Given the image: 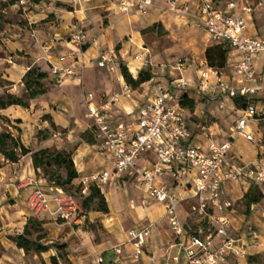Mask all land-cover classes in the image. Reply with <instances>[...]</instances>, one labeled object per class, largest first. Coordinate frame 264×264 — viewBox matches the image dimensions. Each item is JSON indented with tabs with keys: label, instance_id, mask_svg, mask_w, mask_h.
Here are the masks:
<instances>
[{
	"label": "crops",
	"instance_id": "1",
	"mask_svg": "<svg viewBox=\"0 0 264 264\" xmlns=\"http://www.w3.org/2000/svg\"><path fill=\"white\" fill-rule=\"evenodd\" d=\"M20 1L26 4L22 6L24 14L21 18L30 22L32 39L23 38L21 30L14 33L15 36H20L19 38L8 40V50L21 54L9 58L15 59L16 63L0 57V65H5L1 66L5 79L9 82V86L1 90L2 95L23 97L26 93L23 79L33 67L50 72L48 61L57 62L70 51L69 40L76 25H81L88 36L84 72L67 80L62 87L61 95L51 101L48 93L32 101L28 118L16 116L21 113L19 109L22 108L19 107L0 111L9 119L23 121L19 126L21 133L17 130L16 135L13 133L14 130L10 129L14 137H21L25 145L31 147L33 151L49 147L48 144L37 140L36 132L38 129H50L51 123L60 130H69V135L65 144L59 134L55 135L50 145H56L58 149L71 150L76 132L87 131L84 128L85 121L88 123V130L93 126V122L88 118L85 96L93 94L95 96L93 104L105 107L116 94L123 93L127 83L122 66L135 79H138L141 73L149 72L152 75L151 81L136 90L130 89L131 98L122 97L114 107H107L108 113L114 115L115 112H119L120 117L129 122L136 119L139 108L155 96L159 84H168L181 78L197 84L201 71L210 68L206 57L207 50L218 44L212 40L198 20L201 0L195 2L181 0L190 8L187 15L172 11L167 0H157L146 17L138 12L120 13L111 0H91L77 5L73 4L72 0H40L38 3L31 0ZM229 4L230 0H214V5L219 10H224ZM9 7L14 8L15 5L9 3ZM244 9L247 10L246 21L249 24L247 34L264 38L261 36L264 29L258 30L254 26L252 9L249 7ZM143 49L149 52L147 57L153 66L151 69H144L134 60ZM104 51L114 54L118 65L117 72L109 73L99 67ZM262 56L264 54L254 64L255 71L261 79L258 68ZM238 60V53L230 51L228 65L221 69L229 81L234 79L232 69ZM179 64L184 66L181 71L178 69ZM214 81V73L211 71L210 83ZM183 95L182 92H176L169 105L174 108L181 107L180 98ZM188 97L196 102L195 108H181L188 121L194 143L202 148L207 147L206 140L199 134V125L205 121L217 141L235 140L236 122L240 116L236 102L226 96L217 100L204 98L196 88L189 90ZM54 104L59 105L64 112L56 111ZM221 105L224 106L223 109L220 108ZM46 116L48 119L43 120ZM250 130L257 138L264 140V124H252ZM80 140L82 142L72 151L81 181L113 168L111 157L104 151L100 142L91 145L83 139ZM259 152V149L244 139L235 141V153L241 163L254 161ZM1 160L0 245L3 252L0 264H51V258L57 256V250L52 247L56 244L67 246V258L71 264H97L99 259L103 260V264H152L153 256L161 264H165L169 254L177 255L176 249L169 251L175 243V236L165 219L163 205L151 200L147 191L136 185L132 173H127L123 177L112 175L109 182L101 188L109 209L107 214L95 211L84 218L77 217L70 222H63L58 219L56 205L52 203L50 210L38 217L44 223L47 232V238L42 244L51 246V250L40 255L26 254L17 248L10 236L15 231L22 233L28 221L36 217L29 207V199L35 191L32 183H38L44 188L45 181L40 171L34 168L32 154L21 158L18 163L6 162L3 158ZM156 162V154L148 153L139 164L145 169H151ZM189 181V177L180 179L178 183L170 177L163 179L164 183L184 199L179 207L180 218L184 223L193 221L192 210L198 204L193 197ZM251 188L237 183L228 184L226 187L228 197L235 204L234 210L230 212L233 223L232 235L239 240L238 246L245 254V257L240 259L231 258L230 264H236L237 261L241 264H264V245H256L249 232V226L260 227L258 232L264 241V209H261L258 203L253 204L249 207L252 217L248 218L237 208ZM48 191L52 198L55 192H52L51 188ZM260 192L264 195L263 187H260ZM150 225H153L151 237L147 241L143 255L137 260L135 250L129 243L128 233ZM167 251L170 253L167 254ZM181 264H184V261Z\"/></svg>",
	"mask_w": 264,
	"mask_h": 264
},
{
	"label": "built area",
	"instance_id": "2",
	"mask_svg": "<svg viewBox=\"0 0 264 264\" xmlns=\"http://www.w3.org/2000/svg\"><path fill=\"white\" fill-rule=\"evenodd\" d=\"M91 0H72L77 5ZM157 0H111L115 8L123 14L138 12L146 17ZM175 13L187 15L190 8L181 0H167ZM230 0V4L219 10L214 0H201L198 20L204 26L212 40L227 46L230 51L238 53L239 60L233 66L234 79L229 81L222 71L215 68L202 70L197 84L184 78L168 84H159L156 94L139 108V115L129 122L123 120L119 112L111 115L107 107L112 108L122 97L131 98V87L127 84L124 92L116 94L105 107L93 104L95 96L87 94L85 103L88 118L93 122L96 140L102 144L104 151L110 155L113 168L93 175L82 181L85 188L95 185L105 186L112 175L119 177L132 173L139 188L147 191L148 197L163 205L165 219L175 236V243L170 250L176 249L177 255L169 256L165 264H230V259L243 258L245 254L239 248L232 235L233 223L230 212L235 204L228 197L226 187L237 183L245 186L264 188V140L257 138L250 130L252 124H264V83L256 73L255 61L264 54V38L247 34L246 14L238 12V2ZM25 6V2L21 1ZM87 34L81 25H76L69 44L71 49L61 56L57 62L49 60L50 81L54 86L62 88L67 80L82 75L86 64ZM149 52L143 49L134 60L144 69H151ZM99 67L109 73H115L118 65L110 51H104ZM183 64L178 69L183 70ZM215 81L210 83V72ZM196 88L204 98L217 100L222 96L236 102L239 118L235 127V140L217 141L208 123L199 125V134L206 140L207 147L202 148L194 143L184 111L181 107L169 105L176 92L184 95ZM238 103L245 107L239 108ZM224 108L223 105L220 106ZM244 139L260 150L258 157L248 163H241L235 153V141ZM155 153L157 162L151 169L139 164L143 156ZM170 177L176 183L189 177V185L193 197L198 201L192 210L193 221L182 222L179 207L184 199L172 187L163 182ZM35 191L29 199V207L36 217L50 210L52 203L56 205L57 217L60 221L70 222L83 213L79 201L64 189L51 187L55 195L51 198L40 184L32 183ZM146 204V202H145ZM153 225L128 233L129 243L135 250V258L139 260L144 253L148 239L151 237ZM249 232L258 246H263L261 234L249 226ZM97 264H103L99 259ZM152 264H161L153 256ZM236 264H241L239 261Z\"/></svg>",
	"mask_w": 264,
	"mask_h": 264
},
{
	"label": "trees",
	"instance_id": "3",
	"mask_svg": "<svg viewBox=\"0 0 264 264\" xmlns=\"http://www.w3.org/2000/svg\"><path fill=\"white\" fill-rule=\"evenodd\" d=\"M15 2L16 0H13L11 5H14ZM33 2L38 3L40 0H33ZM229 52V48L222 44H216L210 47L206 53L208 65L211 68L219 70L225 69L228 65ZM122 71L126 83L134 90L152 80V75L149 72L141 73L139 78L135 79L124 66H122ZM47 79H50V72L42 71L37 67L31 68L25 75L23 83L25 85L26 93L24 95L25 97L27 96L30 102L48 94L49 91L44 84ZM195 105L196 102L190 99L187 94L180 98V106L184 109H194ZM237 106L239 108L245 107L244 104H240L238 102ZM10 107H19L27 110L30 108V104L24 100V96L18 97L16 95L8 94L6 100L3 98L0 99V110H6ZM46 119H48L47 116ZM17 123L21 125L23 121L18 119ZM51 128L56 131L57 127L54 123H51ZM18 131L21 133V128H18ZM48 133L41 141L36 134L37 140L41 143L49 140L50 138ZM55 135H57V133H54V136ZM82 139L91 145H94L97 142L92 129L86 131L83 134ZM29 154H32L34 168L37 171H40V175L45 181L44 188L47 192L51 187L62 188L68 192L70 187L77 185L78 189L83 191L84 200L81 202L76 198L83 208V213L78 216L79 218H84L88 216L89 213L95 211L104 214L109 212L106 199L101 189L95 185H89L85 188L82 181L79 179V174L73 161L72 150L67 151L64 148L51 150L50 147H45L33 151L31 147L25 145L21 137L16 138L9 132H3L0 134V166L2 165L1 158L9 163H18L21 158ZM62 170L65 171V177L62 176ZM246 198L249 207H251L253 204L259 203L261 199L264 198V195L260 192V187L253 186L250 192L246 195ZM96 201H98L99 208L95 210L92 207ZM42 229L43 235L37 236L35 240H32L34 232L40 233ZM46 238L47 232L44 227V223L41 222L38 217L31 218L24 227L22 233L15 231V233L10 236V239L13 240L17 248L25 251L26 254L38 255L51 250V246H45L42 244ZM52 247L57 250V256L51 258V264H61V261L63 260H66L69 264H71L67 258L68 254L66 252V245L56 244ZM2 252L3 248L0 245V256Z\"/></svg>",
	"mask_w": 264,
	"mask_h": 264
},
{
	"label": "rangeland",
	"instance_id": "4",
	"mask_svg": "<svg viewBox=\"0 0 264 264\" xmlns=\"http://www.w3.org/2000/svg\"><path fill=\"white\" fill-rule=\"evenodd\" d=\"M13 0H1L0 1V57L4 58L5 60H11L9 59L10 57H15L20 55V52H13L8 50V40H12L13 38H19L17 36L14 35V33L16 32H21L22 30V37L23 38H31V32L32 30L29 29L30 26V22L26 21L24 19L21 18V16H23L24 12H23V7L21 5V1L20 0H16L15 2V7L14 8H10L9 7V3H11ZM33 2V0H31ZM196 0H193V2H195ZM239 12H242L243 14H246L247 10H245V7H249L252 9V20L254 23V26L259 30L261 28L264 29V0H250L249 2H239ZM249 25V24H248ZM23 31H28L27 33H24ZM264 36V30L261 31V36ZM17 59V58H16ZM13 63H16L15 59L11 60ZM1 64H7V63H1ZM5 65H0V99H5L7 98V95H2L3 93H1V90H4L7 86H9V82L5 79V73L3 71V68ZM259 68L258 71L261 73L262 79L264 81V56H262L259 59ZM2 68V69H1ZM46 88L48 89V93H50V99L51 101H53L56 96L61 95V92L63 91V88H58L56 86L53 85V83L50 81V79H47L44 82ZM24 100L26 102H28L30 104V108L25 110V109H19L21 110L20 114L16 115V116H24L25 118H28V114L31 113V102L28 100L27 96L25 97L24 95ZM53 107L56 108V111H60V112H64L63 109L59 108V105L54 104ZM1 111V110H0ZM25 112V113H24ZM26 114V115H25ZM14 116V115H13ZM16 118V117H15ZM46 117H43V120H45ZM18 119H9L8 117H6L3 113L0 112V127H2V132H9L12 134V130L10 128H12L14 130V134H18L17 130L18 128H20L19 124L17 123ZM29 122V121H28ZM39 124H41L40 121H38ZM35 125V124H33ZM84 128L88 131V123L87 121H85L84 123ZM49 132V133H48ZM49 136V140L45 141V144H48L49 147L51 148V150H59L57 148L56 145H50V143L52 142V140L54 139V133H57V135L59 134L60 137L62 138V142L67 143L68 140V135H69V130H60L58 128H56V131H54L51 127L50 129H41V130H37L36 134L39 138V140L41 141L45 136ZM83 131H79L76 132V134L74 135V139L72 142L73 144V148H76V146L78 144H80L82 141L80 139H82L83 136ZM89 137V135H88ZM53 143V142H52ZM69 146V145H67ZM71 149V150H72ZM62 176L65 177V171H61ZM70 195H72L73 197L79 199L81 202L84 200L83 197V191L80 189H78V185L77 186H73L70 187V189L68 190V192ZM89 194V193H88ZM260 204V206L262 207L261 209H264V198L261 199V201L258 203ZM93 209H98L99 205H98V201L95 202L94 206L92 207ZM238 210L245 216H247L248 218L252 217V212L249 208L248 202H247V198L245 197L239 204H238ZM254 228V227H253ZM255 229L257 231H259L261 228L260 227H255ZM43 235V229L42 231L39 232H34L32 240H35L37 236H42ZM61 264H69L66 260L61 261Z\"/></svg>",
	"mask_w": 264,
	"mask_h": 264
}]
</instances>
